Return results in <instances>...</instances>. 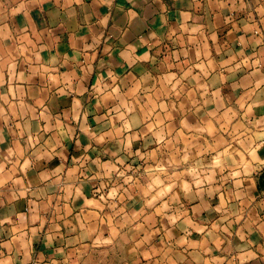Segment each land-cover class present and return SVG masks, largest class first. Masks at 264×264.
<instances>
[{
    "label": "crops",
    "instance_id": "0c3cea01",
    "mask_svg": "<svg viewBox=\"0 0 264 264\" xmlns=\"http://www.w3.org/2000/svg\"><path fill=\"white\" fill-rule=\"evenodd\" d=\"M0 264H264V0H0Z\"/></svg>",
    "mask_w": 264,
    "mask_h": 264
}]
</instances>
